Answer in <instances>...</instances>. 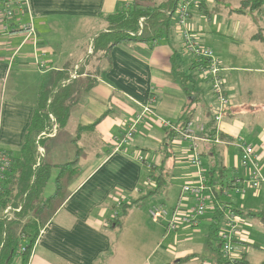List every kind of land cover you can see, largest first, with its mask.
Returning <instances> with one entry per match:
<instances>
[{"label":"crops","instance_id":"crops-1","mask_svg":"<svg viewBox=\"0 0 264 264\" xmlns=\"http://www.w3.org/2000/svg\"><path fill=\"white\" fill-rule=\"evenodd\" d=\"M133 1L28 0L27 12L17 11L15 17L0 22V152L20 157L40 95L55 93L59 87L69 91L63 98L69 106L66 125L61 127L50 114L48 129L55 119L57 134L41 139L45 149L41 163L54 166L50 179L54 177V191L47 194V185L45 197L56 191L63 166L76 164L69 180L65 174V197L57 201L42 228L28 264H218L219 244H210L212 226L218 222L219 231L227 228L226 210L233 209L244 212H235L240 226L236 250L230 256L222 249L221 253L233 261L246 255L248 262L257 264L252 259L255 250L250 248L254 244L252 221L257 217L248 212L264 213V188H250L240 195L225 183L246 179L240 161L245 144L254 148L264 174V5L236 12L240 5L231 7L230 0H206V14L198 5L192 7L210 26L203 30V22L194 20L192 12L189 26L198 41L218 56L231 102L211 136L218 104L210 82L202 77L200 61L184 47L176 13L171 29L159 39L120 44L111 51L95 50L96 38L109 28L107 18ZM223 12L226 23L233 13L249 18L257 62L253 54L242 58L235 42L229 53L217 50L218 30L213 27L219 21L214 15ZM31 20L35 35L28 38L22 25ZM183 57L191 58L189 71L182 64ZM151 104L154 114L118 148L114 139ZM186 108L193 111L191 121L207 129L197 142L210 188L205 191L206 201H211L215 213L205 239L197 230L201 219L197 226L168 228L174 214L183 216L192 209L181 207L191 203L192 197L185 194L189 195L185 198L183 189L177 201L168 197L174 183L197 184L200 170L191 164V143L179 136L170 139L158 118L181 125ZM138 153L146 157L145 163L137 160ZM209 172L215 180L211 186ZM228 173H232L230 179ZM160 177L161 186L156 181ZM230 191H235L234 198L221 206V196ZM154 206L164 207L168 215L155 221L150 216ZM218 209L225 213L221 215ZM0 217L4 218L3 211ZM131 241L135 247L129 251ZM204 245L215 255L213 263L201 252Z\"/></svg>","mask_w":264,"mask_h":264},{"label":"trees","instance_id":"trees-1","mask_svg":"<svg viewBox=\"0 0 264 264\" xmlns=\"http://www.w3.org/2000/svg\"><path fill=\"white\" fill-rule=\"evenodd\" d=\"M179 2L180 0H134L131 5L119 9L107 18L109 28L107 32H102L96 38L95 50L111 51L113 47L120 44L133 41L148 42L163 37V33L168 32L172 27L173 16ZM206 3L207 1L203 0L198 5L204 14L207 13L204 10ZM263 5L264 0H246L235 11L243 12L245 8L253 11L259 10ZM202 64L204 63L200 62V65ZM53 93L47 91L40 95L32 123L25 135L20 157H12L11 172L3 183L0 211H4L8 206L20 210L14 211L9 219L0 217V264H15L17 259L20 260V264L29 263L32 249L42 228L49 220L50 214L56 209L57 201L65 197V174H68V180L73 174L72 167L76 164L75 162L63 166V176H59L56 180V191L50 197H45V190L52 177L54 166L48 162L38 164L37 137L50 126V114L56 116L61 127L66 125L69 117V106L63 100L69 91L59 87L58 91ZM192 114L193 111L186 108L181 119L182 124L178 126L183 128L187 125L193 117ZM214 124L213 120V127L209 131L211 136L216 131ZM168 133L170 139L178 136L173 131ZM66 170L70 172H65ZM208 174L209 186H211L215 180L211 177V172ZM236 180L222 181L221 184L226 182L227 187L234 188ZM156 181L158 185H163L161 177ZM231 211L244 214L239 209ZM218 213L223 215L225 212L218 209ZM248 215L258 217L264 225V213L248 212ZM219 229L218 222H214L210 244L213 245L215 241L219 244L220 257L217 263L251 264L247 261L246 255L238 261L224 257L218 239ZM259 264H264V261Z\"/></svg>","mask_w":264,"mask_h":264},{"label":"built area","instance_id":"built-area-1","mask_svg":"<svg viewBox=\"0 0 264 264\" xmlns=\"http://www.w3.org/2000/svg\"><path fill=\"white\" fill-rule=\"evenodd\" d=\"M203 0H180L175 13L177 16V24L181 32V37L184 42V47L191 55L197 58L198 61L203 62L200 71L202 77L209 81L212 87L213 96L218 104V109L216 110L213 120L216 124H220L223 120L225 113L231 105L230 99L225 92L224 79L222 75V67L220 60L214 54V51L204 45H202L198 38L196 37L194 31L189 26V20L191 18V9L193 6L199 5ZM28 0H0V22L7 19L15 17V13L27 12ZM23 30L27 31L28 38L35 35V28L32 20L22 25ZM153 107L151 105H146L143 107L142 111L136 115V117L128 123L125 133L117 136L114 141L118 148L126 144L131 138L136 134L141 123L149 116L153 115ZM158 122L169 131H173L178 134L179 138L184 141L191 143L190 148L194 152L191 158V164L199 168V182L197 184H187L183 187L182 194H189L195 196L198 200V204L190 210L188 214L179 216L174 214L171 221L169 222V230H176L180 224L197 226L201 217L205 214L206 197L204 193L210 188L206 185L205 176L202 170V164L200 160V155L198 152L197 142L200 140L199 136L206 133V126L204 124H198L193 121H189L187 125L183 128L179 127L174 122L158 118ZM58 131V124L55 119H53L52 127L48 130L43 131L37 138L38 145V164L42 162L45 157V149L41 145V139L46 137L56 136ZM204 138V137H203ZM139 162L147 161L146 157L138 153L136 156ZM241 165L246 171V179H237L234 183L235 190L240 193V195H245L248 189L252 188L255 190H260L264 188V174L258 163V156L251 145H243L241 147ZM13 165L12 157L10 154L0 152V195L3 193V182L7 179L11 168ZM19 209H14L8 206L3 211L4 219H9L14 211ZM168 215L166 209L162 206H154L150 210V216L155 221H159ZM240 226L239 219L235 212L230 211L227 215V228L219 231V241L222 246V251L226 256H230L235 253V237L239 236Z\"/></svg>","mask_w":264,"mask_h":264},{"label":"rangeland","instance_id":"rangeland-1","mask_svg":"<svg viewBox=\"0 0 264 264\" xmlns=\"http://www.w3.org/2000/svg\"><path fill=\"white\" fill-rule=\"evenodd\" d=\"M228 1V0H226ZM246 0H241V2H239L240 4H238V0H230V5L231 7H234L235 5H242L243 2H245ZM249 8H245L244 10H248ZM192 13L194 14V20H201L202 23V29L203 30H207V28L210 26L208 25V23L205 22V19H200V13L198 12V10L196 8H192L191 9ZM214 15V14H213ZM216 16V18L218 19L219 23L217 25H215L213 27V29L218 30V35L216 36V40L218 43V51H223L225 54L229 53L231 50V45L233 42H235L238 45V48L235 47V51L239 50L240 54L242 55V58L245 57V54H253L255 61H258V58H256L255 53H258L257 50V46L255 45V43H251V36L253 35V28L252 25L249 23V18L243 14H232V16L229 19V22L226 23V21L224 20L225 17H227V13L223 14H219V15H214ZM263 16V15H262ZM190 22V21H189ZM238 29V32H236V30ZM215 31V30H214ZM257 32V28H255L254 33ZM215 53V52H214ZM222 53V52H221ZM181 54L183 55V53L181 52ZM216 55V54H215ZM216 57H218L216 55ZM184 58V63H182L184 65V68L186 71H189L190 68V64H191V58L190 57H183ZM194 60V58H193ZM212 89V87H211ZM215 100V98H214ZM216 101V100H215ZM217 103V102H216ZM215 114V113H214ZM233 152V150H231V153ZM204 162V159H203ZM205 162H204V166H205ZM206 167V166H205ZM229 179L232 177V173H228L227 176ZM54 177L53 179L49 182V186L47 188V194H50L54 191ZM184 184L183 183H174L173 189L171 190V193L169 194V198L177 201V197L179 196V193L181 191V189H183ZM208 193V192H206ZM228 195H222L220 198L221 203H227L230 202L231 197L234 198V194L235 191H230L228 192ZM189 196V195H188ZM188 196L185 195V198H187ZM205 196V193H204ZM188 201H190L191 203H193L194 206H192L191 203H183V205L181 206L183 209H189V208H193L197 205V202H194L193 200L194 197L189 196ZM208 200V199H207ZM221 206H225V205ZM168 204V203H167ZM170 206V204H168ZM205 206H206V210H205V214L201 217V225L197 230H200L202 232V236L203 239H205L209 233V227L211 225V222L213 221L214 217H215V213L214 210L212 209V203L211 201H205ZM189 207V208H188ZM169 212H171V208L168 207ZM230 210H226V213H229ZM172 213V212H171ZM148 220L150 222L151 218L150 216L148 217ZM251 240L254 241V244L252 246H250L251 250H255V256L253 259L254 262H256L257 264L261 263L262 261H264V227L262 225V223L260 222V219L257 217L255 219H253L252 221V226H251ZM133 239V238H132ZM133 242V241H131ZM253 243V242H252ZM135 247V243H130L128 245V250L132 251ZM205 256H207L210 261L213 263V254L211 256V252L210 250L206 249V246L204 245L203 250L201 251ZM214 264V263H213Z\"/></svg>","mask_w":264,"mask_h":264}]
</instances>
